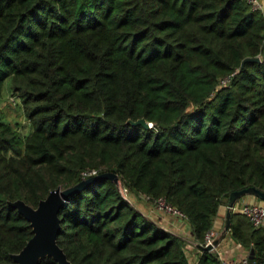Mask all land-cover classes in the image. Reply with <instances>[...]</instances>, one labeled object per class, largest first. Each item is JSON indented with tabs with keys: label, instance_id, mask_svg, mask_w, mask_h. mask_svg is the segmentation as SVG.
<instances>
[{
	"label": "trees",
	"instance_id": "16d2710c",
	"mask_svg": "<svg viewBox=\"0 0 264 264\" xmlns=\"http://www.w3.org/2000/svg\"><path fill=\"white\" fill-rule=\"evenodd\" d=\"M5 88L29 132L0 118V264L32 236L9 202L87 180L58 212L71 264H189L104 173L175 208L199 244L231 191L264 192V15L245 0H0ZM229 232L264 261L263 228L232 212Z\"/></svg>",
	"mask_w": 264,
	"mask_h": 264
},
{
	"label": "water",
	"instance_id": "95a60500",
	"mask_svg": "<svg viewBox=\"0 0 264 264\" xmlns=\"http://www.w3.org/2000/svg\"><path fill=\"white\" fill-rule=\"evenodd\" d=\"M258 57L244 58L241 62V67L245 62L258 61ZM131 125H140L147 129L152 126L150 122H147L144 118H139L135 121L128 120ZM106 177L117 183V175L114 173H104L95 178ZM80 182L74 187H70L64 190L59 188L50 191L44 199H41L36 207H32L22 200H16L9 202V206L15 208L18 213L29 222L32 229V236L22 247V249L13 254L12 260L14 264H38L39 260L45 257H51L57 264H71L64 254L63 250L58 246L56 237L60 228V222L58 218L59 209L65 204L66 196L75 190L80 189L85 183ZM245 195H253L257 199L264 202V192L255 187H246L240 190L231 191L227 199V208L225 213L223 233L229 231L231 224V213L234 204ZM216 241L212 242V245H216ZM212 245L201 246V250L210 251ZM248 264H256L253 260V251L250 250L248 255Z\"/></svg>",
	"mask_w": 264,
	"mask_h": 264
},
{
	"label": "crops",
	"instance_id": "0c3cea01",
	"mask_svg": "<svg viewBox=\"0 0 264 264\" xmlns=\"http://www.w3.org/2000/svg\"><path fill=\"white\" fill-rule=\"evenodd\" d=\"M264 8V0H261ZM264 12V9H263ZM241 202H257L262 203L253 195H245L238 200L234 206L237 207ZM142 215L152 220L155 224L163 228L164 230L178 236L184 242V251L187 256L189 264L198 263V252L202 251L200 244L194 239L191 227L184 219H180L172 214H166L160 209H157L152 203L143 204L135 207ZM227 205H220L216 211L215 216L212 219L211 232L213 241H216L214 246V252L219 259H239L248 258L249 249L244 248L237 243L227 231L223 233L225 213ZM264 230V225L261 226Z\"/></svg>",
	"mask_w": 264,
	"mask_h": 264
},
{
	"label": "built area",
	"instance_id": "2783aa9c",
	"mask_svg": "<svg viewBox=\"0 0 264 264\" xmlns=\"http://www.w3.org/2000/svg\"><path fill=\"white\" fill-rule=\"evenodd\" d=\"M247 4L251 6V8L259 10L263 13V5L261 3V0H245ZM227 80H223L222 83L224 84ZM16 97L12 96L11 101H15ZM15 103V102H14ZM84 176L85 175H90V174H95V171H89V172H84L82 173ZM118 187V191L120 195L127 200L132 206L133 203L130 199L131 193L127 187L121 184V182L117 179L116 183ZM138 195L148 199L154 206H156L157 209H160L162 212L166 214H172L174 216H177L180 219H185V217L178 212L175 208L171 207L169 204H166L162 199H151L149 196L143 194V193H138ZM233 212H238L246 217L248 222L254 226V227H261L264 225V202L263 203H257V202H241L239 206L235 207L233 206L232 208ZM213 242V236L211 230L205 235L204 237V243L200 244V246H208L212 245ZM215 246V245H214ZM214 246L212 245L211 252L215 253ZM216 254V253H215ZM217 255V254H216ZM218 257V256H217ZM219 264H248V258H239V259H219ZM264 264V261L261 263Z\"/></svg>",
	"mask_w": 264,
	"mask_h": 264
},
{
	"label": "rangeland",
	"instance_id": "374dc122",
	"mask_svg": "<svg viewBox=\"0 0 264 264\" xmlns=\"http://www.w3.org/2000/svg\"><path fill=\"white\" fill-rule=\"evenodd\" d=\"M11 97L10 91L5 88L0 97V118L17 127L21 134H27L29 132L28 121L23 114L18 99L16 98L14 103L11 101ZM130 199L134 207L151 203L148 199L134 193L131 194Z\"/></svg>",
	"mask_w": 264,
	"mask_h": 264
}]
</instances>
